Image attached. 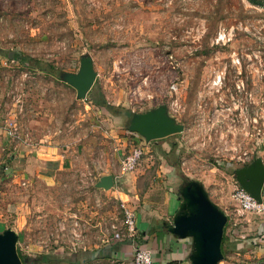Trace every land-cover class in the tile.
Instances as JSON below:
<instances>
[{
	"label": "rangeland",
	"instance_id": "obj_1",
	"mask_svg": "<svg viewBox=\"0 0 264 264\" xmlns=\"http://www.w3.org/2000/svg\"><path fill=\"white\" fill-rule=\"evenodd\" d=\"M0 48L53 66L47 72L0 54V232L17 233L19 256L72 264V254L112 235L139 240L124 222L129 200L99 186L104 172L140 176L122 188L141 202L170 190L179 196L186 179L199 180L227 215L223 232L264 225V210L238 212L232 197L237 176L264 164V0H0ZM84 56L96 78L82 99L61 74L77 72ZM97 92L119 114L92 104ZM159 106L182 126L165 150L130 130L134 113ZM43 145L79 149L56 185L29 175L23 184L11 154ZM132 146L143 155L123 173ZM169 164L168 176L161 169ZM257 258L229 263L264 264V252Z\"/></svg>",
	"mask_w": 264,
	"mask_h": 264
},
{
	"label": "crops",
	"instance_id": "obj_2",
	"mask_svg": "<svg viewBox=\"0 0 264 264\" xmlns=\"http://www.w3.org/2000/svg\"><path fill=\"white\" fill-rule=\"evenodd\" d=\"M167 137L168 136L163 137L161 138L162 140L159 141L157 139L147 141L143 137L144 141H142L141 144L148 145L151 141H153V143L157 146L158 143H160L159 147L162 150H165V148L169 147V141L166 139ZM24 149L26 151L25 153L21 152L15 155L11 154L10 156L12 166L16 167L14 171L16 174L19 173L18 176L22 183L24 184L26 183V180H28H25L22 177L25 178L29 175L28 178H34L33 180H35L36 183L43 184L44 186H53L56 185L55 179L57 174L65 171L67 167L73 163V157H75V153L78 152L79 148L43 145L39 148H31V150L28 148ZM173 169V165L169 164V169L162 168L161 171L169 176V174L173 172L171 171ZM129 174L130 173H128V175ZM105 175H111L113 178L112 186L105 189H114V193H117L121 200L124 201L122 196H126V201L129 200V203L126 204L128 207L133 210L138 208L137 212L135 210V214L139 240L122 239L112 235L110 241L104 245L96 246L91 250L75 252L76 254L78 253L75 257L81 261V264L114 258L122 259L123 263L126 262L128 264H135L130 260V256L131 250L135 249L136 246L149 248L151 250L153 260L156 262L169 260L175 264H191L190 255L193 252L192 239L190 237L179 239L168 229L169 224L172 222L173 217L177 213L181 202L178 192L176 193L170 190L165 193V195H161L156 202L146 200L143 202L135 201V195L130 196L123 188L128 187L126 182L130 187L138 184L137 178L139 179L140 176H137V178L135 176H133V178L130 176V179L122 181L120 180L121 178L117 179L114 174L104 172L101 174L99 180H101V178ZM196 181L200 182L199 180ZM262 198L264 200V185L262 187ZM209 199L223 211V207H221L220 204L215 202L214 199H211L210 197ZM134 206H136L135 209ZM252 213L260 214V212L254 211H252ZM245 227L244 231L246 230V232L239 231L236 233L235 231H232V234L230 235L225 233V231L223 232L224 239L222 248L224 246L227 250L225 253V249L222 250L221 248L223 253V260L221 263L231 264L229 263V259L233 256L240 259V261H244V259L249 258L254 259L259 257L264 252V225L260 224L257 226L255 228V232H252V229H254L252 223L246 224ZM247 231L250 232L248 233ZM261 262L264 263V259H262Z\"/></svg>",
	"mask_w": 264,
	"mask_h": 264
},
{
	"label": "water",
	"instance_id": "obj_3",
	"mask_svg": "<svg viewBox=\"0 0 264 264\" xmlns=\"http://www.w3.org/2000/svg\"><path fill=\"white\" fill-rule=\"evenodd\" d=\"M61 78L75 88L77 97L84 99L96 78L91 58L82 57L78 71L63 72ZM130 130L150 141L177 133L182 126L167 116L163 106H159L154 111L134 113ZM237 180L257 201H262L264 164L259 162L245 170L237 176ZM112 184L111 175L103 176L99 182V186L104 188ZM179 198V209L169 224V231L179 239H192L191 264H218L223 258L221 241L227 215L209 199L203 185L196 180L188 179L181 185ZM17 240L18 235L12 229L0 232V264H23L16 251Z\"/></svg>",
	"mask_w": 264,
	"mask_h": 264
},
{
	"label": "built area",
	"instance_id": "obj_4",
	"mask_svg": "<svg viewBox=\"0 0 264 264\" xmlns=\"http://www.w3.org/2000/svg\"><path fill=\"white\" fill-rule=\"evenodd\" d=\"M11 131L10 134L16 133V127L14 124L9 125ZM143 155V149L141 146H132L127 152L122 154L120 160V169L122 172L132 171L136 168ZM233 199L238 205V212H260L264 210V200L257 201L247 190H245L241 185H237L232 194ZM126 229L128 230L130 236H134L136 233V214L135 210L131 208L125 209V219ZM133 262L135 264H175L169 260L154 261L152 257L151 250L147 247H135V252L133 255Z\"/></svg>",
	"mask_w": 264,
	"mask_h": 264
},
{
	"label": "trees",
	"instance_id": "obj_5",
	"mask_svg": "<svg viewBox=\"0 0 264 264\" xmlns=\"http://www.w3.org/2000/svg\"><path fill=\"white\" fill-rule=\"evenodd\" d=\"M250 1H255V0H250ZM0 54L3 56L9 57L10 59L16 58L21 63H28V66L30 68L39 69V70H43V71H47V72H50L49 69L53 68V66H51V65H49V67L44 66L43 64L40 63V60H38L36 58L29 57L27 55L21 56L15 52H10L9 50L4 52L0 48ZM90 101L92 104H94L96 106L106 108L108 111H110L113 114H119V111L115 110L116 107L113 106L112 104H109L101 92H97V95L95 97L91 98ZM127 114L130 115V112L127 111ZM223 239H224V236L222 237L221 244L223 243ZM77 254L76 253L72 254V256L69 257L68 263L80 264L81 261L77 257H75ZM19 257L23 261V264H41V263H48L51 260H57V258L55 256H50L48 254H39L35 257H26V256H19Z\"/></svg>",
	"mask_w": 264,
	"mask_h": 264
}]
</instances>
